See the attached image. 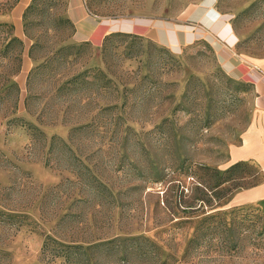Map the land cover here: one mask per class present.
Listing matches in <instances>:
<instances>
[{
  "label": "rangeland",
  "instance_id": "374dc122",
  "mask_svg": "<svg viewBox=\"0 0 264 264\" xmlns=\"http://www.w3.org/2000/svg\"><path fill=\"white\" fill-rule=\"evenodd\" d=\"M78 2L0 0V264H264V0Z\"/></svg>",
  "mask_w": 264,
  "mask_h": 264
},
{
  "label": "crops",
  "instance_id": "0c3cea01",
  "mask_svg": "<svg viewBox=\"0 0 264 264\" xmlns=\"http://www.w3.org/2000/svg\"><path fill=\"white\" fill-rule=\"evenodd\" d=\"M26 5L28 4L29 0H22ZM72 17L77 23V38L79 40H96L99 41L102 37L105 35L112 33L114 31H117L118 29L115 28L113 24H106V23H96L92 18H90L88 12L86 9L82 8L79 4L78 0H73V7H72ZM212 14V13H211ZM221 19V18H220ZM153 27V26H152ZM150 27L147 31H155L152 30ZM127 32H135L137 29H141L140 26L136 25L135 23H127L124 27ZM156 28V27H154ZM153 28V29H154ZM163 29V27H161ZM168 33H172L168 35L169 42L171 45H173V28L165 29ZM145 30V32H147ZM184 32L187 34V38L189 40H192L193 37H195V34L191 31L188 32L187 30H184ZM219 32H222L228 39V44L223 43V46L220 44L219 51H217L218 57L221 59V62L227 66V68L230 71H234L235 69V61L232 60V54L230 52H227L228 50H225V47L230 49L233 54L236 53L235 50V36L231 33L229 24L225 22ZM175 33V42L174 44L182 45L181 38L179 34L174 30ZM189 36V37H188ZM223 38V37H222ZM225 40V39H224ZM231 54V55H230ZM244 63L248 64V67L250 70H247L244 78H248V81L251 82L253 91L255 92L256 96V104L259 111H264V67L262 65H257L251 62H248L247 60H243ZM245 138V143H249V139ZM264 189V186L259 187L258 191H262Z\"/></svg>",
  "mask_w": 264,
  "mask_h": 264
},
{
  "label": "trees",
  "instance_id": "16d2710c",
  "mask_svg": "<svg viewBox=\"0 0 264 264\" xmlns=\"http://www.w3.org/2000/svg\"><path fill=\"white\" fill-rule=\"evenodd\" d=\"M238 164H239V162L233 164L232 169H233V168H236V167L238 166ZM223 192H225V191L223 190V191H221V192H217V195L221 194L220 197H221L222 195L224 196L225 194H224ZM205 201H206V200L203 199V201H202V203H201V206L203 205V203H204ZM198 229H199V230H201V229H200L199 227L197 228V233H200V232L198 231Z\"/></svg>",
  "mask_w": 264,
  "mask_h": 264
},
{
  "label": "bare ground",
  "instance_id": "6f19581e",
  "mask_svg": "<svg viewBox=\"0 0 264 264\" xmlns=\"http://www.w3.org/2000/svg\"><path fill=\"white\" fill-rule=\"evenodd\" d=\"M248 140V139H247Z\"/></svg>",
  "mask_w": 264,
  "mask_h": 264
}]
</instances>
